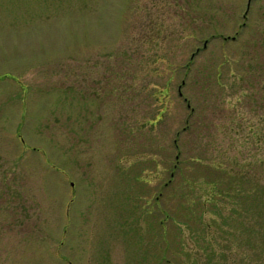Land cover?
<instances>
[{"label": "rangeland", "instance_id": "374dc122", "mask_svg": "<svg viewBox=\"0 0 264 264\" xmlns=\"http://www.w3.org/2000/svg\"><path fill=\"white\" fill-rule=\"evenodd\" d=\"M263 80L264 0H0V264H264Z\"/></svg>", "mask_w": 264, "mask_h": 264}, {"label": "flooded vegetation", "instance_id": "af4514ba", "mask_svg": "<svg viewBox=\"0 0 264 264\" xmlns=\"http://www.w3.org/2000/svg\"><path fill=\"white\" fill-rule=\"evenodd\" d=\"M248 7V6H247ZM233 37H234V35H233ZM264 81V80H263ZM263 81H262V83H263ZM257 84H260V80L258 81V82H256L254 85H256L257 86ZM254 88V87H253ZM252 88V89H253ZM252 93V92H251ZM251 93L250 94H247V93H244V94H242L245 98H249L250 100H253L254 99V96H252L251 95ZM261 97H263L264 98V93L263 94H261ZM256 105H254L253 107H255ZM253 110H255V109H253Z\"/></svg>", "mask_w": 264, "mask_h": 264}, {"label": "water", "instance_id": "95a60500", "mask_svg": "<svg viewBox=\"0 0 264 264\" xmlns=\"http://www.w3.org/2000/svg\"><path fill=\"white\" fill-rule=\"evenodd\" d=\"M69 264H71V263H69Z\"/></svg>", "mask_w": 264, "mask_h": 264}]
</instances>
